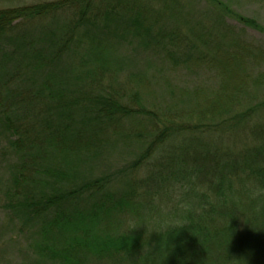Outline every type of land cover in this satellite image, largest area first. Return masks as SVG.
Wrapping results in <instances>:
<instances>
[{"label":"trees","instance_id":"16d2710c","mask_svg":"<svg viewBox=\"0 0 264 264\" xmlns=\"http://www.w3.org/2000/svg\"><path fill=\"white\" fill-rule=\"evenodd\" d=\"M0 1V165L30 264H264V50L231 22L258 20L224 0ZM127 51L208 61L226 86L160 112L121 82ZM112 140L138 155L95 177Z\"/></svg>","mask_w":264,"mask_h":264},{"label":"rangeland","instance_id":"374dc122","mask_svg":"<svg viewBox=\"0 0 264 264\" xmlns=\"http://www.w3.org/2000/svg\"><path fill=\"white\" fill-rule=\"evenodd\" d=\"M55 0H29L27 5H38L46 2H53ZM229 5L232 6L234 10L243 16L253 18L258 20L264 26V0H224ZM0 9L7 8V3H1ZM236 26V34L242 35L240 37L245 42H252L258 47H262L264 50V35L258 34L253 31H245L242 26L235 21H231ZM239 25V26H238ZM228 39H233L234 37L228 36ZM225 39V40H228ZM126 51L120 50V54H124ZM127 53L130 55V60H133L132 70L129 72L139 73V75L131 74L129 72H124L120 75L121 82H126L132 79V85H135V79H138V86L140 81L144 83L142 88L143 102L146 106L152 107L153 109L160 106V112L164 111V107L167 104H171L173 100L180 101L183 99L181 93L189 92L187 97H191L194 100L196 94L200 92L196 100V104L190 101L189 105L192 107L193 104L197 108H207L211 105L212 95H215L219 89V85L226 81L223 80L225 77L221 78L218 71L211 70V63L206 61L208 64H203L202 66H194L192 62L190 64H182L171 66L165 61L164 55L160 54L156 56L148 52L140 51L137 54H131L129 51ZM208 59V58H206ZM193 60H196L195 57ZM249 75L258 76L260 70H256L251 66L247 67ZM246 70V69H245ZM248 77V76H246ZM135 78V79H134ZM255 78V77H251ZM226 86V85H225ZM232 86V85H231ZM232 88V87H231ZM128 90V88H127ZM137 127V126H136ZM113 142V143H112ZM113 148L108 150L105 159L96 164L93 170V176L100 177L104 174L114 175L123 170V168L130 165L135 161L136 153L135 146L131 143L124 144L122 141H111ZM147 176V171H141L136 174V180L138 178H143ZM0 264H30L35 259L31 256L28 251L30 242L26 235H19L18 229L20 222L18 219L14 218V213L7 208L6 196L9 192L8 187H5V183L2 182V170L0 165ZM119 179V178H118ZM117 182L114 184L115 188H122V183ZM119 183V184H118ZM168 199V198H165ZM175 201L173 203H177ZM162 212L168 214L171 210L168 201H164L161 204ZM120 220L118 222H115ZM113 223V227L118 228L120 234L126 231V227L130 228L132 223L131 216H126L125 218H117ZM117 231V232H118Z\"/></svg>","mask_w":264,"mask_h":264}]
</instances>
